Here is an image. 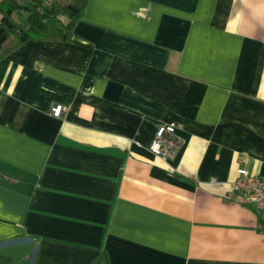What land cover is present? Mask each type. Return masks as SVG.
<instances>
[{
	"label": "crops",
	"instance_id": "1",
	"mask_svg": "<svg viewBox=\"0 0 264 264\" xmlns=\"http://www.w3.org/2000/svg\"><path fill=\"white\" fill-rule=\"evenodd\" d=\"M243 167L264 177V0H88L68 41L0 62L10 264H264Z\"/></svg>",
	"mask_w": 264,
	"mask_h": 264
},
{
	"label": "trees",
	"instance_id": "2",
	"mask_svg": "<svg viewBox=\"0 0 264 264\" xmlns=\"http://www.w3.org/2000/svg\"><path fill=\"white\" fill-rule=\"evenodd\" d=\"M87 4L88 0H0V62L28 41H68ZM10 263L9 257L0 256V264ZM90 264H111L108 252L100 250Z\"/></svg>",
	"mask_w": 264,
	"mask_h": 264
},
{
	"label": "built area",
	"instance_id": "3",
	"mask_svg": "<svg viewBox=\"0 0 264 264\" xmlns=\"http://www.w3.org/2000/svg\"><path fill=\"white\" fill-rule=\"evenodd\" d=\"M66 111L67 107L61 104H53L50 108L51 115L56 118H61ZM175 132L174 124L158 126L149 151L163 159L173 157L177 149L180 148V141L174 136ZM233 190L235 193L243 195L245 203L253 206L264 221V177L253 175L244 167L238 168Z\"/></svg>",
	"mask_w": 264,
	"mask_h": 264
}]
</instances>
